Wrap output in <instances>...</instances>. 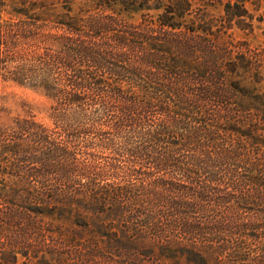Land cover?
<instances>
[{"label":"trees","instance_id":"trees-1","mask_svg":"<svg viewBox=\"0 0 264 264\" xmlns=\"http://www.w3.org/2000/svg\"><path fill=\"white\" fill-rule=\"evenodd\" d=\"M248 2L0 0V264H264Z\"/></svg>","mask_w":264,"mask_h":264},{"label":"rangeland","instance_id":"rangeland-1","mask_svg":"<svg viewBox=\"0 0 264 264\" xmlns=\"http://www.w3.org/2000/svg\"><path fill=\"white\" fill-rule=\"evenodd\" d=\"M248 7L254 14V29L242 30L234 26L233 28L228 29L226 34L236 37L237 40H246L255 46L261 47L262 49L264 48V0H261V3L259 4L248 2ZM210 10L217 18L223 15L221 6L210 7ZM242 83L250 89L255 87H264V79L262 83L257 84L251 82L248 78H242ZM23 101L34 107L39 118H46L49 104L43 97L35 94L33 90L16 84H8L0 88V105H4L9 110L15 112L21 109L20 104ZM83 214L84 215L82 217L85 220L91 222L92 224L97 223L98 219L94 215ZM210 259H212V257Z\"/></svg>","mask_w":264,"mask_h":264}]
</instances>
